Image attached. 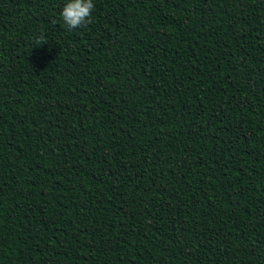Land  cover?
I'll return each instance as SVG.
<instances>
[{
	"label": "trees",
	"instance_id": "1",
	"mask_svg": "<svg viewBox=\"0 0 264 264\" xmlns=\"http://www.w3.org/2000/svg\"><path fill=\"white\" fill-rule=\"evenodd\" d=\"M67 2L0 0V264H264V0Z\"/></svg>",
	"mask_w": 264,
	"mask_h": 264
},
{
	"label": "clouds",
	"instance_id": "2",
	"mask_svg": "<svg viewBox=\"0 0 264 264\" xmlns=\"http://www.w3.org/2000/svg\"><path fill=\"white\" fill-rule=\"evenodd\" d=\"M93 8V0H68L60 15L68 29L72 30L91 22L89 18ZM39 43L38 40L37 44L39 45Z\"/></svg>",
	"mask_w": 264,
	"mask_h": 264
}]
</instances>
